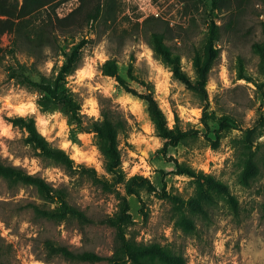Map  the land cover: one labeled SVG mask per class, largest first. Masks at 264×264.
<instances>
[{"label":"rangeland","instance_id":"obj_1","mask_svg":"<svg viewBox=\"0 0 264 264\" xmlns=\"http://www.w3.org/2000/svg\"><path fill=\"white\" fill-rule=\"evenodd\" d=\"M119 1L123 12L114 21L102 17L92 24L75 23L67 28L55 29L59 43L46 47L51 49V55H45V49L35 55L29 53L22 41H19L20 48L16 55H12L10 50L15 35L5 34L2 37L3 53L0 57V96L6 95L11 89L17 92L22 88L26 89L9 78L10 66L25 64L35 78L38 77L37 74L49 76L41 71L46 61L63 56L61 46L65 52H69L71 47L77 44V39L79 42L85 40L83 60L79 68L84 64V57L91 55L93 48L107 40V54L114 58L118 65L128 64L127 68L118 67L120 75L131 84H140L148 90L145 85L128 76L130 64L134 66V74L142 80L147 78L150 72L155 74L154 69L137 60V56L143 51L141 45L150 47L146 35L148 29L165 34L167 43L175 52L181 54L184 60L183 69L194 76L192 56L197 50L203 49L210 25L215 22L220 27V56L210 72L208 85L215 83L217 89L211 93L207 91L208 98L203 101L198 94L184 85L185 88L179 97L181 103L185 98H190L194 105L202 109L200 123L204 127L197 128L191 122L185 124L173 108L175 126L193 131V137L177 146H168L166 149L163 147L155 154H150L147 162L160 165L151 179L145 177L150 180L155 190H142L139 196H127L132 215L127 235L145 244L155 242L167 246L177 255L176 264H264V141L257 136L251 140L245 133V129L257 127L256 132H263L264 136V127L260 126L262 119L264 120V74L259 67L260 58L253 50V45L264 39V0H232L230 7L221 11L212 10L210 0H151L160 11L159 21L148 23L145 27L141 24L144 20L143 14L137 11V5L130 0ZM19 2L22 3V0ZM78 4L77 0H61L57 10L59 9L64 17ZM69 8L71 11H68ZM57 10V15L61 17ZM129 11L131 15L128 14ZM40 16L46 18L47 12L43 11ZM89 34H93L95 38H90ZM18 56L26 57L28 62L20 63ZM154 59L157 58L154 56ZM98 71L102 72L101 66ZM225 77L230 81L228 87H224ZM173 79L181 83L174 77ZM81 92L84 97L87 96L85 89H81ZM74 94L82 103L81 94ZM95 95L99 103L100 99H107L100 93ZM205 110L208 115L204 118ZM249 112L253 114L251 118L248 116ZM0 117H3L2 112ZM223 117H229L232 122L229 121L230 127L224 129L218 147L214 148L215 131L220 128V119ZM89 121L90 119L85 117V123ZM233 129L238 130L240 135L231 136ZM19 130L21 137L18 139L7 140L0 137V141L8 145L10 153L9 156L0 155V161L28 172V168L16 165L14 160L37 158L41 171L35 175L56 189H63L67 201L83 210L92 222L81 224L74 219L56 222L45 218L34 207L51 209L61 205L58 200L46 198L33 185L11 182L0 176V222L9 230L8 235H3V229H0V241L8 248L6 259L11 264H109L107 260L95 263L68 261L61 256L50 255L46 243L51 241L54 247L57 244L65 245L75 252L93 251L101 256L111 255L115 245V230L102 220L117 210L118 199L113 191L118 190L125 194L124 184H116L112 175L109 181L97 173L98 179L95 180L80 171L69 174L62 165L43 158L32 147L26 148L28 144L23 136L24 131ZM130 130L129 126L127 134H122L119 142L128 136ZM77 131L89 132L78 128ZM226 137H230L227 146L233 149V154L230 159H225L222 167H217L212 157L224 150ZM71 138L75 141V132L71 134ZM246 140L247 143L244 142ZM94 142L99 146L97 137ZM59 143V140H55L50 144L59 148ZM247 145L251 147V151L256 152V170L247 168ZM180 148L185 149L182 153L183 162L170 155ZM207 149H210L206 157L210 171L205 173L203 169H197L193 165L204 162ZM121 153L123 163L129 157L124 150H121ZM176 162L189 166L197 176L176 173ZM164 165H173V168L171 171H165ZM49 168H60L70 178L77 179H70L68 183L47 181L44 173ZM201 174L221 182L227 189L221 191ZM246 174H251L248 180L245 179ZM136 175L142 176L139 172ZM176 176H186L189 179L179 181L174 179ZM99 180L108 185L105 186ZM177 184L182 187L177 188ZM83 188L89 190L90 199L82 195ZM21 192L24 193L23 196L20 195ZM195 199L198 200V206L194 207L191 202ZM184 213L190 219L187 226L178 224L180 215ZM221 220H227L228 223L221 225ZM25 222L29 227L21 231ZM168 227L172 229L170 239L164 235L165 228ZM218 233L230 237L225 242V252L220 256L214 251ZM193 248L196 249L195 252L191 251Z\"/></svg>","mask_w":264,"mask_h":264},{"label":"trees","instance_id":"obj_2","mask_svg":"<svg viewBox=\"0 0 264 264\" xmlns=\"http://www.w3.org/2000/svg\"><path fill=\"white\" fill-rule=\"evenodd\" d=\"M61 0H0V57L3 53L2 37L5 34H14L15 39L12 42L10 54L16 55L19 50V41H22L29 53L35 55L36 52H42L46 47H50L55 43H59L57 36L54 33L55 29L67 28L75 23L92 24L104 17L108 21H114L123 12L121 2L119 0H77L78 6L73 9L68 15L59 17L57 15V7ZM192 2L194 0H184ZM232 0H210L212 10L221 11L224 8H229ZM47 12V17L40 16L42 12ZM55 15L54 17L52 15ZM159 17V16H158ZM154 15H149L142 21V26L148 23H157L159 18ZM57 25V26H56ZM219 26L212 22L209 32L204 40L203 49L197 50L192 56V65L194 69V76L191 78L189 74L183 69L181 54L175 52L173 48L167 43L166 36L163 32L155 29H148L146 31L147 41L150 48L154 51V56L162 60L167 68L174 73V78L183 83L188 89L198 94L203 101L207 100L208 94L206 85H208L210 72L215 66L219 56L220 50L218 48L219 41ZM264 33V22H263ZM85 40L74 44L69 52L63 51L65 63L59 69V75L45 76L37 74L38 77L33 76L32 71L25 65L19 64L16 67L10 66L9 78L13 79L16 84L25 87L29 91H39L43 94V99L39 101L44 106L45 110H52L59 108L66 115L69 116V122L75 123L78 129L83 131H96L99 140V147L104 154V167L115 179L116 184H124L125 194L118 190H112L116 193L118 199L117 210L113 215L107 216L102 220L103 223L114 228L115 230V245L113 252L109 256H101L93 251L75 252L70 250L67 246L57 244L53 245L51 241H47L46 247L50 255L61 256L72 262H90L95 263L102 260H107L109 264H176L177 255L167 246L160 243L145 244L139 242L136 238L127 235L128 226L132 223V215L130 213V204L128 195H140L142 190L154 191L155 187L151 184L148 178L140 175H135L130 179H126V174L122 169V153L117 151L118 137L122 134H127L129 125L122 112L114 110L115 106L109 99H100L102 108V115L104 122H93L90 120L85 126V117L78 114L80 101L70 89L64 87L65 77L77 70L83 60V47ZM254 52L259 56V67L264 74V39L261 42H256L253 45ZM240 72L243 71L242 60ZM102 73L106 76H112L118 79L121 86L128 91L134 90L130 87L131 83L128 79L121 76L118 69L117 61L111 58L108 62L101 66ZM134 66L130 64L128 68V76L134 81H138L145 85L148 91L152 90L151 84H145L144 80L138 78L134 74ZM243 75V74H241ZM243 77V76H242ZM135 94V93H133ZM142 99L149 104L150 118L156 124L157 135L161 139H166L167 143L164 149L168 146H177L184 142L189 137H193V131H185L178 125L172 131L166 127L165 115L159 110L157 103L153 100L150 94H144ZM207 111H204V118L207 117ZM229 117L220 119V128L215 131L216 140L213 147L217 148L220 139L223 137L225 128L230 127ZM14 126L29 133L26 138L28 145L37 151L40 156L52 162L62 165L69 174H75L77 170L72 168V161H70L65 153L58 147L47 143L44 138L39 136L34 128V122L29 119H15ZM207 126V123L205 122ZM261 127H264V120L262 119ZM257 127L245 129L247 138L253 140L255 136L261 137L263 132H256ZM258 133V134H257ZM257 134V135H256ZM247 143V140L244 141ZM249 151L247 168L258 169L256 162V152L251 151L250 146H245ZM176 173L186 174L190 177L197 176V173L184 164L176 162ZM82 174H88L90 179H98L94 168H85L80 166L79 170ZM202 175V174H201ZM0 176L11 182H21L23 184L35 186L39 192L46 198L61 203L60 206L44 209L35 206V210L41 216L54 220L56 222H63L65 220H77L81 224H88L92 222L87 214L75 205L67 201L66 192L63 189H56L48 184L43 178L36 175H29L24 169L7 165L0 161ZM211 184L218 189H227L221 182L216 181L210 176H203ZM251 174H246L245 179L248 180ZM100 181V180H99ZM104 185L108 183L104 181ZM219 191V190H218ZM222 191V190H221ZM220 192V191H219ZM191 206H198V200L191 202ZM178 224L187 226L190 224V219L186 214H181ZM8 248L0 241V264H11L7 259Z\"/></svg>","mask_w":264,"mask_h":264},{"label":"clouds","instance_id":"obj_3","mask_svg":"<svg viewBox=\"0 0 264 264\" xmlns=\"http://www.w3.org/2000/svg\"><path fill=\"white\" fill-rule=\"evenodd\" d=\"M130 2L137 5V11L142 13V19H146L149 15L159 16L160 11L157 6H154L151 0H130ZM63 17V13L57 10ZM71 11V8L68 9ZM131 15V12H128ZM90 38L94 39L93 34H89ZM79 39H77V43ZM107 40H103L95 48L91 50V55L84 57V64L81 68L74 70L72 74L65 77L67 81L64 85L66 89H70L73 93H79L83 97V102L79 105L78 114L81 117H87L93 122H104L102 115V108L95 93H100L103 97L109 99L115 106L114 110L123 112L127 124L130 126L128 136L121 139L117 144V151L124 150L129 159L123 161L121 167L126 173V179H130L138 172L151 179L155 175V169L160 167L159 164H149L148 158L150 154H155L158 149L164 147L167 143L166 139H161L156 135V124L150 118L149 104L141 97L144 94H150L153 100L157 103L159 110L165 115L166 127L172 131L175 127V117L173 115V108L176 109L178 115L184 122H191L197 128L202 129L204 125L200 123L202 116V109L194 105L190 98H185L183 103L179 101L181 92L185 86L183 83H178L173 79L174 73L169 70L162 60L154 59V51L147 45H141L143 51L137 56V60L145 62L150 69H154L155 74L151 72L144 79L145 84H151L152 90L148 91L140 84L133 83L130 87L134 90L128 91L120 85L118 79L112 76H105L104 73L99 72L98 68L108 62L111 57L106 52ZM45 55H51V49L45 48ZM127 52L125 58L127 59ZM20 63H27L26 57H17ZM182 63L184 60L182 58ZM65 63L64 56H57L55 59L46 61L41 71L46 72L49 76L53 74L59 75V69ZM118 67L127 68L128 64L118 65ZM55 68V71H54ZM191 78V74H189ZM95 81V82H94ZM230 86V81L225 77L224 87ZM81 89L87 91V96L84 97ZM217 85L215 83L206 85V91L209 93L215 91ZM135 93V94H133ZM43 99V94L39 91L27 92L26 89H21L17 92L11 89L6 95L0 96V112L3 117H0V137L7 140H14L21 137V132L14 126L15 119H29L34 122L35 131L39 136L45 139L47 143H52L59 140V149L62 150L67 158L72 161V168L79 170L83 165L85 168H94L98 176H104L109 181L112 177L104 167V154L100 147L94 142L98 133L96 131L80 132L77 131V125L69 122V116L60 109H53L51 111L45 110L44 106L39 103ZM211 110V109H210ZM249 112V118L252 117ZM85 126L87 124L85 123ZM183 130H187L184 128ZM75 132V141L71 138V134ZM29 133L24 132L23 136L26 139ZM240 132L236 129L232 130L231 136H239ZM224 139V150L217 152L212 159L216 162L217 167H222L225 159H230L233 154V149L228 147V139ZM120 139V137H118ZM203 139V137H201ZM264 141V136L259 138ZM130 146V147H129ZM31 145H26L30 148ZM39 151V149H37ZM184 148H180L177 152L170 153L175 156L177 160L183 162L182 153ZM210 149L205 151V160L203 163L195 164L193 167L203 169L205 173L210 169L207 167V153ZM0 155L9 156L8 145L0 141ZM199 159V156L197 157ZM16 165H23L28 168L29 175H35L41 171L40 161L37 158L32 159H15ZM131 165V167H129ZM165 171H171L173 165H164ZM44 176L47 181L59 183H68L70 179L74 181L77 177L70 178L60 168H49L45 171ZM175 180L186 181L189 179L186 176H176ZM181 188V184L176 185ZM82 195L86 199H90L89 190L87 188L81 189ZM24 195L23 192L20 193ZM111 212V207L109 209ZM227 220H221V225H226ZM29 227L28 223H23L21 231ZM0 229H3V235H8V229H5L3 222H0ZM171 227L165 228L164 235L171 238ZM230 239L227 234H219L215 241L214 251L217 256L225 252V242ZM195 252L196 249H191ZM206 259V258H205Z\"/></svg>","mask_w":264,"mask_h":264},{"label":"built area","instance_id":"obj_4","mask_svg":"<svg viewBox=\"0 0 264 264\" xmlns=\"http://www.w3.org/2000/svg\"><path fill=\"white\" fill-rule=\"evenodd\" d=\"M158 17V16H157Z\"/></svg>","mask_w":264,"mask_h":264}]
</instances>
